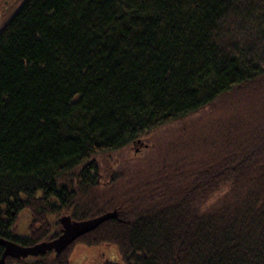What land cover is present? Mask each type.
I'll list each match as a JSON object with an SVG mask.
<instances>
[{
  "label": "trees",
  "instance_id": "trees-1",
  "mask_svg": "<svg viewBox=\"0 0 264 264\" xmlns=\"http://www.w3.org/2000/svg\"><path fill=\"white\" fill-rule=\"evenodd\" d=\"M113 210L5 264H264V0H25L0 29V239Z\"/></svg>",
  "mask_w": 264,
  "mask_h": 264
},
{
  "label": "water",
  "instance_id": "water-1",
  "mask_svg": "<svg viewBox=\"0 0 264 264\" xmlns=\"http://www.w3.org/2000/svg\"><path fill=\"white\" fill-rule=\"evenodd\" d=\"M118 215L119 212L114 210L81 221L73 220L70 216H63L60 218L63 225V232L58 238L51 241H44L31 247L22 246L10 240L0 239V244L5 248L0 259V264H5V260L8 256L14 258H26L31 255L38 256L40 254H45L52 250L59 254L80 236L92 231L104 221L115 218Z\"/></svg>",
  "mask_w": 264,
  "mask_h": 264
},
{
  "label": "rangeland",
  "instance_id": "rangeland-1",
  "mask_svg": "<svg viewBox=\"0 0 264 264\" xmlns=\"http://www.w3.org/2000/svg\"><path fill=\"white\" fill-rule=\"evenodd\" d=\"M25 0H1L0 1V29L12 17ZM32 216L28 209L20 213L15 229L18 235L30 234V222ZM106 261L120 262V255L115 245H102L99 247H76L74 264H105Z\"/></svg>",
  "mask_w": 264,
  "mask_h": 264
}]
</instances>
